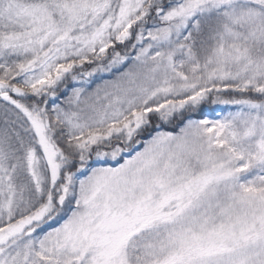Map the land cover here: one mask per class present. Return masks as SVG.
Returning <instances> with one entry per match:
<instances>
[{"label": "snow or ice", "instance_id": "6c2138e0", "mask_svg": "<svg viewBox=\"0 0 264 264\" xmlns=\"http://www.w3.org/2000/svg\"><path fill=\"white\" fill-rule=\"evenodd\" d=\"M0 264H264V0H0Z\"/></svg>", "mask_w": 264, "mask_h": 264}]
</instances>
